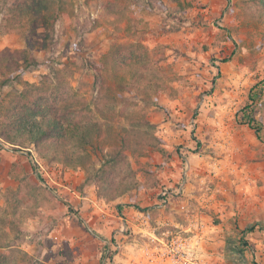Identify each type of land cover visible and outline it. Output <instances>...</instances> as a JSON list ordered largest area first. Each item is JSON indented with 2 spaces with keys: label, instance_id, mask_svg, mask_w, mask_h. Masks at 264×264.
I'll return each mask as SVG.
<instances>
[{
  "label": "rangeland",
  "instance_id": "1",
  "mask_svg": "<svg viewBox=\"0 0 264 264\" xmlns=\"http://www.w3.org/2000/svg\"><path fill=\"white\" fill-rule=\"evenodd\" d=\"M71 1L26 81H61L96 114L102 57L140 43L168 88L146 104L131 90L116 95L112 130L83 168L0 139V254L19 264H151L161 241L177 237L196 264H264V25L242 0H130V20L104 17L107 0ZM1 22L0 57L27 49ZM126 129L141 188L109 202L90 176Z\"/></svg>",
  "mask_w": 264,
  "mask_h": 264
},
{
  "label": "trees",
  "instance_id": "2",
  "mask_svg": "<svg viewBox=\"0 0 264 264\" xmlns=\"http://www.w3.org/2000/svg\"><path fill=\"white\" fill-rule=\"evenodd\" d=\"M130 0H107L103 6L106 18L129 19ZM181 5L180 0H172ZM247 16L264 25V0H242ZM71 0H0V19L6 33L16 32L27 41V49L0 57V139L24 148L33 147L48 164L66 168L86 167L95 140L112 130L116 115V95L134 91L145 104L168 88L163 70L144 45H115L102 57L98 103L94 109L84 99L68 93L63 82L49 81L43 75L38 84L24 79L38 61L35 50H50L56 23L72 12ZM264 37V33H263ZM61 70L56 78L61 80ZM113 83V85L110 84ZM258 131L264 128L261 105ZM112 151L106 161L90 176L97 195L106 201L117 200L141 188L130 167L126 151L132 150V137ZM16 254V251H14ZM0 264H19L14 256L0 254Z\"/></svg>",
  "mask_w": 264,
  "mask_h": 264
},
{
  "label": "built area",
  "instance_id": "3",
  "mask_svg": "<svg viewBox=\"0 0 264 264\" xmlns=\"http://www.w3.org/2000/svg\"><path fill=\"white\" fill-rule=\"evenodd\" d=\"M193 248L191 242L181 238L163 240L151 264H196Z\"/></svg>",
  "mask_w": 264,
  "mask_h": 264
},
{
  "label": "crops",
  "instance_id": "4",
  "mask_svg": "<svg viewBox=\"0 0 264 264\" xmlns=\"http://www.w3.org/2000/svg\"><path fill=\"white\" fill-rule=\"evenodd\" d=\"M211 249H213V247L212 246H210L209 248H208V253L209 254H211L212 252L210 251Z\"/></svg>",
  "mask_w": 264,
  "mask_h": 264
},
{
  "label": "water",
  "instance_id": "5",
  "mask_svg": "<svg viewBox=\"0 0 264 264\" xmlns=\"http://www.w3.org/2000/svg\"><path fill=\"white\" fill-rule=\"evenodd\" d=\"M1 141V140H0Z\"/></svg>",
  "mask_w": 264,
  "mask_h": 264
}]
</instances>
